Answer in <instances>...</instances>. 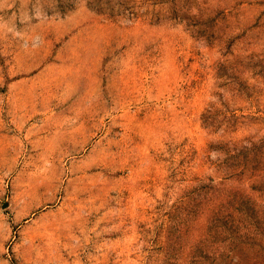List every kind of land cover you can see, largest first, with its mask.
Instances as JSON below:
<instances>
[{
    "label": "rangeland",
    "instance_id": "obj_1",
    "mask_svg": "<svg viewBox=\"0 0 264 264\" xmlns=\"http://www.w3.org/2000/svg\"><path fill=\"white\" fill-rule=\"evenodd\" d=\"M0 264H264V0H0Z\"/></svg>",
    "mask_w": 264,
    "mask_h": 264
}]
</instances>
